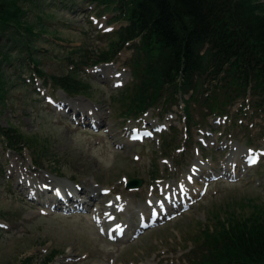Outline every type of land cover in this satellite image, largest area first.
Masks as SVG:
<instances>
[{"label": "rangeland", "instance_id": "374dc122", "mask_svg": "<svg viewBox=\"0 0 264 264\" xmlns=\"http://www.w3.org/2000/svg\"><path fill=\"white\" fill-rule=\"evenodd\" d=\"M20 2L34 33L2 35L9 58L0 56V125L17 128L30 143L11 147L0 137V264H186L205 223L264 202V113L253 100L224 115L193 102L190 122L182 101L172 111L125 118L120 98L133 81V49L93 63L121 25L114 12H100L94 0ZM28 40L40 69L71 72L88 82L87 93L68 95L35 74ZM82 53L87 62L74 66L71 58ZM134 125H156V135L132 138ZM136 176L143 184L129 189ZM112 223L125 235L106 233Z\"/></svg>", "mask_w": 264, "mask_h": 264}, {"label": "trees", "instance_id": "16d2710c", "mask_svg": "<svg viewBox=\"0 0 264 264\" xmlns=\"http://www.w3.org/2000/svg\"><path fill=\"white\" fill-rule=\"evenodd\" d=\"M94 1L100 12H114L112 20L121 25L115 29L110 47L97 53L93 63L113 61L124 48L133 49V81L121 93V116L138 117L150 108L170 111L180 101L185 103L189 122L193 120V102L202 103L210 112L225 114L239 100L241 110L253 100L254 108L264 113V1ZM26 12L20 0H0V41L8 29L34 33L32 23L24 18ZM26 46L37 75L68 95L87 93L88 82L71 72L48 75L40 69L29 40ZM2 53L0 42V56L9 58ZM84 56L71 58L73 65L87 62ZM0 82L3 93L1 71ZM248 96L252 98L248 100ZM0 137L11 147L30 143V138L13 126L0 125ZM171 144L167 141L166 148ZM252 207L250 213L233 209L205 223L186 254L187 261L264 264V202H254ZM57 253L52 252L45 262H52Z\"/></svg>", "mask_w": 264, "mask_h": 264}, {"label": "bare ground", "instance_id": "6f19581e", "mask_svg": "<svg viewBox=\"0 0 264 264\" xmlns=\"http://www.w3.org/2000/svg\"><path fill=\"white\" fill-rule=\"evenodd\" d=\"M115 68H116V66H115ZM113 70V67H111V66H106L103 70ZM118 76H120V74H118ZM81 106H83V105H86L85 103H79ZM65 105H67V106H69L70 104L69 103H65ZM70 106H73L72 104L70 105ZM79 108V107H78ZM80 109V108H79ZM78 109V110H79ZM77 114V113H76ZM98 120V119H97ZM234 157V156H233ZM201 167V166H200ZM197 169H199V168H197ZM198 171V170H197ZM203 171V170H202ZM198 175V174H197ZM191 177V176H190ZM199 180V179H198ZM34 181V180H33ZM185 183H186V181H185ZM37 184V183H36ZM43 184H44V182H42L41 183V185L43 186ZM59 185V184H58ZM185 186V185H184ZM49 188V186H46V188H45V190L46 189H48ZM42 190V189H41ZM40 190V191H41ZM190 191V190H189ZM176 192V191H175ZM166 193H168V192H166ZM181 193V192H180ZM56 194H57V191H56ZM50 197H48V199H49ZM58 199V198H57ZM69 199H75V196L73 195V194H69ZM47 203H48V201H46ZM170 202H172V201H170ZM81 204V203H80ZM56 206V205H55ZM109 207H110V205H109ZM108 209V208H107Z\"/></svg>", "mask_w": 264, "mask_h": 264}, {"label": "water", "instance_id": "95a60500", "mask_svg": "<svg viewBox=\"0 0 264 264\" xmlns=\"http://www.w3.org/2000/svg\"><path fill=\"white\" fill-rule=\"evenodd\" d=\"M143 183L142 178H132L129 182L130 187H139Z\"/></svg>", "mask_w": 264, "mask_h": 264}, {"label": "snow or ice", "instance_id": "6c2138e0", "mask_svg": "<svg viewBox=\"0 0 264 264\" xmlns=\"http://www.w3.org/2000/svg\"><path fill=\"white\" fill-rule=\"evenodd\" d=\"M107 31H110V29H107ZM251 162H252V163H256L257 161H256L255 158H253Z\"/></svg>", "mask_w": 264, "mask_h": 264}]
</instances>
